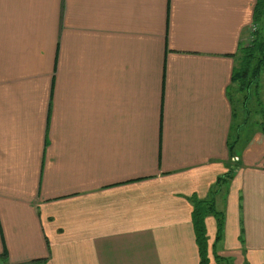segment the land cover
I'll use <instances>...</instances> for the list:
<instances>
[{
  "label": "crops",
  "instance_id": "crops-1",
  "mask_svg": "<svg viewBox=\"0 0 264 264\" xmlns=\"http://www.w3.org/2000/svg\"><path fill=\"white\" fill-rule=\"evenodd\" d=\"M255 4L0 0V264H201L192 198L209 264H264V121L234 131L231 82Z\"/></svg>",
  "mask_w": 264,
  "mask_h": 264
},
{
  "label": "trees",
  "instance_id": "trees-1",
  "mask_svg": "<svg viewBox=\"0 0 264 264\" xmlns=\"http://www.w3.org/2000/svg\"><path fill=\"white\" fill-rule=\"evenodd\" d=\"M251 23L256 27V31L253 34V40L248 45L244 44L240 49L243 52V59L238 62L231 76V82L237 85L238 90L241 93H249L250 96L251 89L257 87L256 89L259 88V90H263V87L260 84L261 75H263L264 71V0H256V4L253 8V20ZM244 98H246V96ZM232 173L233 170L229 169V173L224 176L229 177ZM191 200H193L192 222L196 234L201 264H209L207 258L208 245L205 218L208 215H211L216 221L215 241H218L221 238L223 218L220 213L216 212L214 204L209 200H198L195 198H192ZM1 256L3 258L6 257L5 253ZM217 263L229 264L223 259L217 261Z\"/></svg>",
  "mask_w": 264,
  "mask_h": 264
},
{
  "label": "rangeland",
  "instance_id": "rangeland-1",
  "mask_svg": "<svg viewBox=\"0 0 264 264\" xmlns=\"http://www.w3.org/2000/svg\"><path fill=\"white\" fill-rule=\"evenodd\" d=\"M250 24H248L247 27ZM247 27L245 28V30L247 29ZM244 38L245 35H243V40ZM244 44L248 45L249 43L247 44L246 42H244ZM260 85L263 87V90L261 89L259 90V88L256 89L257 87L251 89L250 93L251 96H253L252 98L250 97L249 93L246 94V92H244L241 101L239 103H236L237 105H240V108H242L243 110V113H241L240 116L245 118L247 122L244 123L245 120L244 121L235 120V129H234L235 132H237L236 130H239L244 135L246 134L248 135L250 131L256 129L258 123L264 121V73L263 75H261ZM245 96L246 98H244Z\"/></svg>",
  "mask_w": 264,
  "mask_h": 264
},
{
  "label": "built area",
  "instance_id": "built-area-1",
  "mask_svg": "<svg viewBox=\"0 0 264 264\" xmlns=\"http://www.w3.org/2000/svg\"><path fill=\"white\" fill-rule=\"evenodd\" d=\"M255 31H256V27L254 25L250 24L247 27V30L245 32L244 42H246L247 44L250 43L253 40L252 35L254 34ZM232 161L233 162H237L238 159L237 158H233Z\"/></svg>",
  "mask_w": 264,
  "mask_h": 264
}]
</instances>
